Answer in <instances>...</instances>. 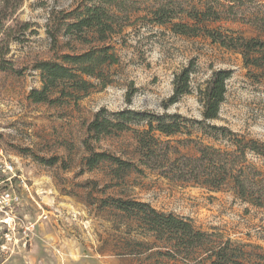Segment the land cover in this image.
I'll list each match as a JSON object with an SVG mask.
<instances>
[{"label": "rangeland", "instance_id": "obj_1", "mask_svg": "<svg viewBox=\"0 0 264 264\" xmlns=\"http://www.w3.org/2000/svg\"><path fill=\"white\" fill-rule=\"evenodd\" d=\"M81 1L22 0L12 17L29 28L9 43L6 58L15 71H0V152L27 178L30 193L20 192L14 213L0 217V264H207L201 250L188 261L182 254L168 256L172 243L155 239L135 219L106 206L109 198L148 203L159 212L190 220L216 240L260 246L256 252L264 254V208L241 200L229 187L210 191L147 169L139 161L132 131L90 143L94 151L133 162L142 173L132 170L114 178L107 163L92 170L84 164L89 155L84 145L87 124L101 108L182 115L190 135L183 131L163 139L185 155H196L201 144L232 149L226 140L205 135L204 129L210 131L207 124L264 143V70L245 67L238 52L213 42L203 31L195 36L174 33L170 24H157L153 14L163 5L167 16L179 14L172 22L264 41V0H120L118 32L105 42L119 57L110 67L112 82L95 85L77 101L34 103L30 92L42 86L35 65L59 52L60 45L52 47L47 27ZM193 7L209 12L210 19L195 24L186 18ZM71 44L77 51L89 47ZM191 65V93L164 109L174 76ZM217 69H229L232 75L218 118L204 121L197 89ZM247 159L264 170L256 156L247 154Z\"/></svg>", "mask_w": 264, "mask_h": 264}, {"label": "trees", "instance_id": "obj_2", "mask_svg": "<svg viewBox=\"0 0 264 264\" xmlns=\"http://www.w3.org/2000/svg\"><path fill=\"white\" fill-rule=\"evenodd\" d=\"M21 1L3 0L0 4V71H15L14 64L6 58L9 43L17 40L19 34L29 28L28 23L12 19ZM118 1L82 0L75 9L59 14L52 27H47L52 47L55 49L60 45L59 52L52 60L36 63L35 69L40 72L42 86L30 92L32 102L62 104L68 99L77 101L95 85L106 87L112 82L110 67L119 63V57L114 47L105 42L118 32ZM153 14L157 24H170L174 33L195 36L198 31H203L213 42L238 52L245 67L264 70V41L223 34L205 26L198 28L183 21L172 22L179 14L167 16L163 5L157 6ZM185 16L195 21V24L211 17L209 12L195 7L185 12ZM9 20L11 23L7 26ZM72 41L89 47L77 51ZM93 41L103 45H91ZM192 73L191 65L174 76L173 92L164 102V109L178 102L183 95L191 93ZM231 75L229 69L214 70L210 78L198 87L197 96L204 121L218 118L220 105L225 99L226 82ZM132 96L131 89L126 94V103H130ZM186 122L187 119L178 113H155L131 108L108 111L101 108L87 124L88 137L84 145L89 155L85 157L84 164L88 170H92L101 163H107L114 178H121L132 170L142 173L143 170L136 168L133 162L104 151H94L90 143V139L98 141L101 136L132 131L137 142L139 161L147 169L157 170L159 175L170 181L191 183L210 191L229 187L241 200L264 208V170L247 159V154H251L264 162V143L240 138L226 126L207 124L210 131L204 129L203 133L214 140H226L232 149L201 144L196 155L181 154L171 145L170 139L163 137L169 138L183 131L190 135ZM104 203L135 219L155 239L172 243V250L167 252L170 257L182 254V259L188 261L197 250H201L207 264H264V254L256 252L261 249L260 246L216 240L213 233L197 230L190 220L159 212L148 203L122 198H109Z\"/></svg>", "mask_w": 264, "mask_h": 264}, {"label": "built area", "instance_id": "obj_3", "mask_svg": "<svg viewBox=\"0 0 264 264\" xmlns=\"http://www.w3.org/2000/svg\"><path fill=\"white\" fill-rule=\"evenodd\" d=\"M20 192L30 193L27 178L0 152V217L7 218L14 213L20 204Z\"/></svg>", "mask_w": 264, "mask_h": 264}, {"label": "bare ground", "instance_id": "obj_4", "mask_svg": "<svg viewBox=\"0 0 264 264\" xmlns=\"http://www.w3.org/2000/svg\"><path fill=\"white\" fill-rule=\"evenodd\" d=\"M65 263V262H64Z\"/></svg>", "mask_w": 264, "mask_h": 264}]
</instances>
